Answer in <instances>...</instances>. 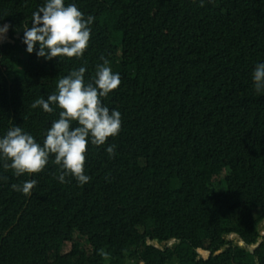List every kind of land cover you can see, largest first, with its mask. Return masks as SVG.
Returning <instances> with one entry per match:
<instances>
[{"label":"trees","instance_id":"16d2710c","mask_svg":"<svg viewBox=\"0 0 264 264\" xmlns=\"http://www.w3.org/2000/svg\"><path fill=\"white\" fill-rule=\"evenodd\" d=\"M64 2L95 17L88 47L45 60L18 36L45 0H0V138L19 126L42 144L61 109L31 104L72 70L89 82L101 57L121 128L89 141L83 185L56 179L54 155L20 176L0 163V264H264V0ZM29 179L31 195L12 189Z\"/></svg>","mask_w":264,"mask_h":264},{"label":"clouds","instance_id":"9594fccd","mask_svg":"<svg viewBox=\"0 0 264 264\" xmlns=\"http://www.w3.org/2000/svg\"><path fill=\"white\" fill-rule=\"evenodd\" d=\"M204 0H200L203 6ZM95 17L85 18L75 4L65 6L64 0H45L37 11L32 13L31 24L25 22L22 42L26 51L51 60L54 57H82L88 47L91 25ZM10 25L0 26V35H6ZM38 45V50L36 49ZM103 63L95 67V77L85 82V67L70 71L60 78L56 91L46 99L38 98L32 108L41 107L46 113H53L58 106L59 118L54 120L45 133L43 143L19 126H13L0 138V163L16 176L42 172L54 155L53 163L58 166L56 179L67 183L66 177H74L83 185L91 177L85 174L84 165L89 141L101 146L109 137L118 135L121 128V113L102 103V98L119 87V73H114L109 61L101 57ZM254 89L264 92V63L255 66L253 72ZM77 126L73 127V122ZM115 145H108L106 152L112 158ZM4 179H7L5 177ZM35 179L25 180L22 184H12L15 191L31 195L36 187ZM98 254L105 260L110 259L108 252L99 249Z\"/></svg>","mask_w":264,"mask_h":264},{"label":"rangeland","instance_id":"374dc122","mask_svg":"<svg viewBox=\"0 0 264 264\" xmlns=\"http://www.w3.org/2000/svg\"><path fill=\"white\" fill-rule=\"evenodd\" d=\"M66 6V5H65ZM25 24V23H24ZM24 24L22 25V27H21V29H20V31H19V33H18V36L20 37V39H22V37H23V31H24V28H23V26H24ZM30 26V25H29ZM6 36H7V33H6V35H0V42L3 40L4 41V39L6 38ZM23 43V42H22ZM231 238H232V236H231ZM80 240V242L84 245V246H88V244H87V242L84 240V239H79ZM235 240H236V242H237V239L235 238ZM70 247V243H67L65 246H64V250H66V249H68ZM199 253L201 254V255H203L204 257L205 256H207V253L205 252V251H201V250H199ZM149 258H152V255H149ZM139 264H144V263H139Z\"/></svg>","mask_w":264,"mask_h":264},{"label":"water","instance_id":"95a60500","mask_svg":"<svg viewBox=\"0 0 264 264\" xmlns=\"http://www.w3.org/2000/svg\"><path fill=\"white\" fill-rule=\"evenodd\" d=\"M1 42H3V40H2ZM1 42H0V43H1ZM171 242H172V241H171ZM171 242H170V243H171ZM170 243H169V244H170ZM250 251L253 252V248H252V247H250Z\"/></svg>","mask_w":264,"mask_h":264}]
</instances>
